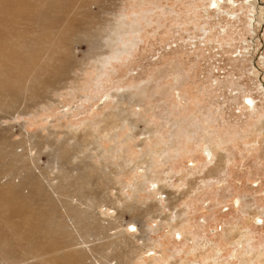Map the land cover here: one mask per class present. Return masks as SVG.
Instances as JSON below:
<instances>
[{
    "label": "rangeland",
    "instance_id": "374dc122",
    "mask_svg": "<svg viewBox=\"0 0 264 264\" xmlns=\"http://www.w3.org/2000/svg\"><path fill=\"white\" fill-rule=\"evenodd\" d=\"M214 1L92 0L50 86L0 110L1 182L42 184L41 233L79 263L119 244L127 264H264V0Z\"/></svg>",
    "mask_w": 264,
    "mask_h": 264
},
{
    "label": "bare ground",
    "instance_id": "6f19581e",
    "mask_svg": "<svg viewBox=\"0 0 264 264\" xmlns=\"http://www.w3.org/2000/svg\"><path fill=\"white\" fill-rule=\"evenodd\" d=\"M91 1L0 0V110L11 111L13 110L12 102L18 100L26 92L34 95L46 86H50L52 74L59 75L58 67L61 61L66 62L68 59L69 52L60 53L61 44L68 45V40L76 30L79 22L77 16L82 14V8H89ZM220 1L215 0L213 2L215 7L220 6ZM26 17H29L33 22L30 27L29 24L28 27L25 25L24 19ZM34 23H36L35 26ZM249 102L254 103L253 100ZM114 116L116 120L113 122L117 123L122 119V116L116 112ZM126 118L132 126L133 121L130 122V118ZM262 133H264V129ZM205 150L209 160L216 161L219 157L220 160L226 162L225 154L222 153L226 150L225 144L216 146L213 142H210ZM38 154L39 152H37ZM30 159L35 161L32 157ZM149 162L151 163L150 160L143 159L139 162V167L144 169V165L147 164L148 168L150 166ZM2 176L3 172L0 168V260L6 261V264H17L19 263L18 259L29 254V256L31 255L29 259L34 258V262L37 260L39 264H82L81 261L79 263L74 259L73 253L69 254L70 256L66 255L67 253L65 254L66 246H63L61 239H55V236L48 230L41 233L43 231L40 223L41 219L38 217L36 209H39L37 193L41 191L38 188L43 187L42 184L37 181L33 186L29 180V182L21 180L19 183L10 182L11 184L6 186L4 182H1ZM144 176H146V173ZM66 179V177L60 175L58 185H56L52 183L50 178H47L48 185L46 184L44 187L49 192V194L47 193L49 197L59 200L62 196H67V194H64V188L70 182L67 183ZM160 180L164 182L163 178ZM24 187H30L31 201L35 204L33 209L22 205L25 198L20 195ZM165 187L166 185H159L158 191L162 190L163 194L167 193ZM56 190L58 191L54 194ZM63 198L66 199V197ZM77 202H79L78 199ZM106 202V197L104 199L100 197L96 198L93 205L101 206ZM66 206L70 207L71 203L67 202ZM125 207H128V205ZM47 216L49 217L51 214L48 213ZM83 216V219L89 218L91 221L95 219L90 210L84 211ZM57 218L55 217L51 221V227L56 228L55 226L60 225ZM110 223L112 224V221ZM121 233L122 231L114 236L117 237L118 235V237L124 236L126 238L128 233L124 232L123 235ZM106 240L105 245L111 247L118 242L117 238L111 239V236H106ZM118 245L115 244L113 254H101L99 259L109 255L112 260H106V264H111L115 259H117L115 264H127L137 257L138 252L119 248ZM131 252L135 253L134 256H131ZM34 262L33 264H38ZM94 263L93 260L89 263L85 262V264ZM99 264L105 263L99 262Z\"/></svg>",
    "mask_w": 264,
    "mask_h": 264
}]
</instances>
